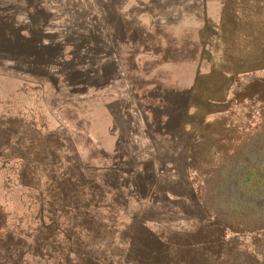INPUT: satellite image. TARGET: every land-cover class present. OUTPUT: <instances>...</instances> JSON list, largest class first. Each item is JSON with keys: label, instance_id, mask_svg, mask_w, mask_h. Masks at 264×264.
Masks as SVG:
<instances>
[{"label": "rangeland", "instance_id": "obj_1", "mask_svg": "<svg viewBox=\"0 0 264 264\" xmlns=\"http://www.w3.org/2000/svg\"><path fill=\"white\" fill-rule=\"evenodd\" d=\"M151 236L264 264V0H0V264Z\"/></svg>", "mask_w": 264, "mask_h": 264}, {"label": "trees", "instance_id": "obj_2", "mask_svg": "<svg viewBox=\"0 0 264 264\" xmlns=\"http://www.w3.org/2000/svg\"><path fill=\"white\" fill-rule=\"evenodd\" d=\"M10 161V159L8 160ZM19 183L23 182V179L28 178L32 181L34 179V172H28V171H22L21 174L19 173ZM92 188V187H91ZM93 189V188H92ZM80 189H76L75 186L71 188L70 191L78 192ZM161 239L151 236L146 239H143L141 242V253L139 255L146 257L147 264H163L162 258H165L166 255V261L167 264H211V258L210 251L205 250V248L200 249L199 251L196 249H190L187 250L184 254H179L177 251L175 252H168L164 253L165 251H168L167 246L165 243L160 242ZM139 242H137L138 245ZM201 251V253H200ZM173 253V254H172ZM179 254V255H178ZM168 260V261H167Z\"/></svg>", "mask_w": 264, "mask_h": 264}]
</instances>
